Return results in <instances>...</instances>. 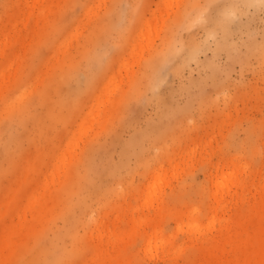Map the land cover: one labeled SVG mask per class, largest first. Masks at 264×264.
Segmentation results:
<instances>
[{"label": "rangeland", "instance_id": "374dc122", "mask_svg": "<svg viewBox=\"0 0 264 264\" xmlns=\"http://www.w3.org/2000/svg\"><path fill=\"white\" fill-rule=\"evenodd\" d=\"M0 264H264V0H0Z\"/></svg>", "mask_w": 264, "mask_h": 264}]
</instances>
